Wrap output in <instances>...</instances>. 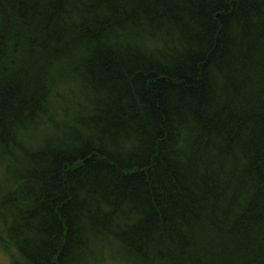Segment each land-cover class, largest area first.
I'll return each mask as SVG.
<instances>
[{"label":"trees","instance_id":"trees-1","mask_svg":"<svg viewBox=\"0 0 264 264\" xmlns=\"http://www.w3.org/2000/svg\"><path fill=\"white\" fill-rule=\"evenodd\" d=\"M0 229L13 264H264V0H0Z\"/></svg>","mask_w":264,"mask_h":264},{"label":"rangeland","instance_id":"rangeland-1","mask_svg":"<svg viewBox=\"0 0 264 264\" xmlns=\"http://www.w3.org/2000/svg\"><path fill=\"white\" fill-rule=\"evenodd\" d=\"M1 232V229H0ZM14 252H10L5 248V246H2L0 244V264H13L14 263ZM100 264H126V262L123 261H106L102 262Z\"/></svg>","mask_w":264,"mask_h":264}]
</instances>
